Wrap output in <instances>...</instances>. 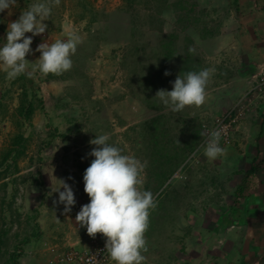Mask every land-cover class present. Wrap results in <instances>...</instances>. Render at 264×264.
<instances>
[{"label": "rangeland", "instance_id": "374dc122", "mask_svg": "<svg viewBox=\"0 0 264 264\" xmlns=\"http://www.w3.org/2000/svg\"><path fill=\"white\" fill-rule=\"evenodd\" d=\"M37 2L17 0L11 14H0V38ZM236 7L244 9L240 0L52 5L48 28L33 37L26 55L28 71L38 62L40 43L75 31L81 43L71 70L8 79L0 69V264H47L53 249L85 237L75 216L90 200L83 174L94 159L88 153L96 147L89 143L95 133L109 134L110 143L146 162L141 188L157 204L143 264H264V240L252 241L239 225L241 179L236 171L222 173L202 148L204 126L233 107L218 105L228 103L235 56L221 58L216 42L222 31L229 34ZM206 67L215 71L203 105L173 113L155 97L159 89L171 90L179 74ZM30 100L35 111L26 117ZM58 179L74 191L69 213L53 203Z\"/></svg>", "mask_w": 264, "mask_h": 264}, {"label": "clouds", "instance_id": "9594fccd", "mask_svg": "<svg viewBox=\"0 0 264 264\" xmlns=\"http://www.w3.org/2000/svg\"><path fill=\"white\" fill-rule=\"evenodd\" d=\"M53 4H59V0L33 3L21 12L18 19L7 24L5 37L0 38L3 40L0 43V69L5 71L8 79L21 74L33 77L37 72L45 76L60 75L71 70L72 57L81 43V37L75 31L68 33L66 38L40 43L35 49L40 53L38 62L28 71L30 62L26 55L33 51L30 47L33 37L45 33L48 28L44 21L49 20ZM16 5L17 0H0V14L6 10L11 14ZM214 71L206 67L179 74L171 82V90L159 89L155 97L173 113L182 112L188 106H201L206 102L207 85ZM165 75L169 73L166 71ZM202 135L206 137L202 145L204 157L215 161L225 155L226 148L221 146V128L208 130ZM109 141L107 133H95L89 141L96 146L88 153L94 159L83 174L84 192L90 200L80 207L75 220L90 236L101 233L106 238V252L115 264H143L150 211L157 204L154 194L141 188L146 162L135 155L125 154ZM58 180L59 186L52 189L58 193V200L53 203L62 204L63 211L69 213L76 204L74 191L67 182Z\"/></svg>", "mask_w": 264, "mask_h": 264}, {"label": "crops", "instance_id": "0c3cea01", "mask_svg": "<svg viewBox=\"0 0 264 264\" xmlns=\"http://www.w3.org/2000/svg\"><path fill=\"white\" fill-rule=\"evenodd\" d=\"M240 2L244 9L236 7V12L232 11L229 34L222 31L217 36L221 40L216 38L221 58L228 54L235 56L232 64L238 68L232 77L231 89H228V103L220 101L218 107L231 108L243 99L249 110L234 132L233 144L225 147V155L216 161L222 173L236 171L237 178L241 179L239 188L245 195L238 202L239 225L245 224V227H239L246 237L261 242L264 240V101L250 103L245 95L256 80L264 76V0Z\"/></svg>", "mask_w": 264, "mask_h": 264}, {"label": "built area", "instance_id": "2783aa9c", "mask_svg": "<svg viewBox=\"0 0 264 264\" xmlns=\"http://www.w3.org/2000/svg\"><path fill=\"white\" fill-rule=\"evenodd\" d=\"M246 99L250 103L254 101H264V76H260L256 80L253 87L246 93ZM249 106L243 101L233 105V107L222 115L216 117L212 121V125H205L203 133L208 130L221 128V146L227 147L233 144L234 132L238 128L240 122L244 119ZM206 137H203V143ZM202 143V144H203ZM77 231L87 232L85 227H81L78 222L76 224ZM81 237V236H80ZM77 239L73 243H69L63 250H52L47 264H114L105 248V237L101 233H97L94 237L86 233L85 237Z\"/></svg>", "mask_w": 264, "mask_h": 264}, {"label": "trees", "instance_id": "16d2710c", "mask_svg": "<svg viewBox=\"0 0 264 264\" xmlns=\"http://www.w3.org/2000/svg\"><path fill=\"white\" fill-rule=\"evenodd\" d=\"M40 100L42 101V99H40ZM34 111H35V104H34L33 100H30L28 103V106L26 107V110H25V116L26 117L31 116L34 113ZM238 191H239L240 196L245 195L243 193V190L238 189ZM1 240H2V236L0 235V243H1Z\"/></svg>", "mask_w": 264, "mask_h": 264}]
</instances>
